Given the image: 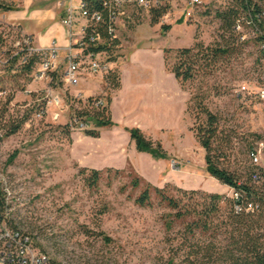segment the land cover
Listing matches in <instances>:
<instances>
[{"label": "rangeland", "instance_id": "rangeland-1", "mask_svg": "<svg viewBox=\"0 0 264 264\" xmlns=\"http://www.w3.org/2000/svg\"><path fill=\"white\" fill-rule=\"evenodd\" d=\"M260 4L264 8V0ZM233 5V0H206L195 18L172 25L166 34L159 21L153 23L152 16L136 13L120 21L116 34L119 45L103 57L115 69L119 61L143 44L162 51V58L157 53L151 60L160 66L165 49L198 43L205 47L229 45L231 53L222 56L211 73L187 83L183 90L189 99L198 88L206 92L205 102L221 119L223 131L216 145L220 152L216 163L247 182L252 169L247 149L257 135H264V105L237 97L240 85L254 84L259 42L247 14L241 15L240 29L231 32L223 28L218 14ZM21 40L22 34L0 18V185L5 196H14L13 224L30 233L41 250L68 264H167L172 257L179 260L183 254L184 221H175L171 217L174 212L157 197L151 208L135 203L144 187L133 189L137 173L132 167L119 174H107L104 169L94 188L79 175L85 167L78 164L71 151L73 134L78 132L67 124L80 108L78 100L86 89L85 82L73 87L65 85L66 66L53 81L37 78L39 63L31 72H24L21 61L13 62L21 52ZM90 90L102 92L105 88L103 85ZM56 97L65 109L63 113L54 102ZM57 113L61 115L55 119ZM25 118L26 123L16 134L3 137L11 125ZM194 122L192 111H187L177 135L162 134L161 145L171 157L162 185L157 187H167L172 196H180L178 188L219 194L218 187L222 185L206 172V151L190 130ZM221 195L231 198V190ZM194 202L203 199L197 196L191 203ZM171 220L170 229L167 222Z\"/></svg>", "mask_w": 264, "mask_h": 264}, {"label": "trees", "instance_id": "trees-1", "mask_svg": "<svg viewBox=\"0 0 264 264\" xmlns=\"http://www.w3.org/2000/svg\"><path fill=\"white\" fill-rule=\"evenodd\" d=\"M104 0H88V8L91 12L100 11ZM232 8L219 13L224 29L231 32L236 30L240 23L241 15L249 16L248 24L253 31L262 32L256 39L264 40V8L262 0H233ZM159 14L153 16V23H158ZM183 21H180V23ZM172 26H162L164 34L169 32ZM104 36L106 33H103ZM119 45L118 40H103L95 50L97 52H112ZM232 48L229 45L224 47L195 44L193 47L180 49H165L164 63L166 70L176 77L182 89L187 83L197 80L202 74L213 71V67L219 62L222 56L229 55ZM22 55L13 58V62L21 61ZM38 62L36 57L29 59L27 64H22L24 72H31ZM111 86L113 90L120 87V76L117 71L111 75ZM112 94L106 96L108 109L103 112L83 108V101L79 100L80 110L76 114L81 118L92 121L96 128L114 127L115 124L110 118V105ZM206 92L202 88L196 89L188 101L187 111H192L194 125L191 131L194 133L197 142L206 151V172L210 177L220 184L241 192L240 201L221 194L205 193L198 190L177 189L180 196H172L167 193V187L159 188L136 174L132 180L133 189L144 187L141 194L136 198L135 203L140 207L151 208L154 205V197L160 199V203L174 212L175 221H184V237L181 250L182 256L179 260L172 257L167 264H264V184H257L252 180L254 168L248 173L247 182L241 181L237 174L220 168L216 163L219 157V149L216 146L223 131L221 130V119L213 113L206 104ZM240 99L242 96L237 95ZM94 97L87 100L90 106ZM252 104V103H251ZM27 118L18 124L11 125V129L3 137L16 134L26 123ZM198 121L199 124H198ZM130 133L132 141L136 143L137 150L150 154L156 160H169L170 156L163 149L160 142L147 138L138 129H126ZM86 136L99 138L97 130H87ZM264 135H257L256 140L247 149L248 152L255 143L263 140ZM1 141V140H0ZM16 155V154H15ZM14 155V156H15ZM122 170L106 169L105 173L115 172L119 174ZM87 173H89L88 176ZM103 170L81 168L79 175H82L86 184L94 188L103 177ZM155 195V196H154ZM5 196L0 185V199ZM201 196L203 202L191 203L195 197ZM187 200V201H186ZM242 206V211H236V205ZM249 204L254 209L247 211ZM167 222V227L172 228V221ZM86 234L89 231H85ZM100 236H104L100 233ZM105 241H110L104 236Z\"/></svg>", "mask_w": 264, "mask_h": 264}, {"label": "crops", "instance_id": "crops-1", "mask_svg": "<svg viewBox=\"0 0 264 264\" xmlns=\"http://www.w3.org/2000/svg\"><path fill=\"white\" fill-rule=\"evenodd\" d=\"M78 4L77 0H0V18L22 35L32 36L37 48L47 49L55 43L64 55L69 40L62 20L71 6ZM157 53L162 58L161 50L141 44L117 63L120 87L112 95L109 108L115 126L95 127L100 132L99 138L80 132L73 134L71 151L80 166L95 170L132 167L149 183L162 185V175L168 172L167 160H156L139 152L126 131L138 128L147 138L162 143V134L177 135L186 117L189 96L174 74L166 70L164 57L160 66L152 63ZM102 84L97 78L85 80L83 98L100 94L101 91L91 92L90 87L101 89ZM171 173L175 171L172 169ZM218 188L219 194L230 190L226 185Z\"/></svg>", "mask_w": 264, "mask_h": 264}, {"label": "built area", "instance_id": "built-area-1", "mask_svg": "<svg viewBox=\"0 0 264 264\" xmlns=\"http://www.w3.org/2000/svg\"><path fill=\"white\" fill-rule=\"evenodd\" d=\"M77 1L79 4L71 6L66 17L62 20V24L68 30L69 40L64 55H62L61 48L55 43L47 49H40L34 45L32 36L22 35L19 44L21 52L15 56L22 55L21 64H27L29 59L36 57L37 63L40 65L37 78L40 79L53 81L55 74L63 66H66L63 81L68 87L79 86L88 77L100 79L105 90L94 96L90 106L86 103L89 98L85 99L80 94L81 101L84 100L83 108L88 107V110L100 112L108 109L106 96L109 93L113 95L111 75L117 69L113 68L112 62L103 57L110 52H97L95 48L102 44L103 40H116L120 21L131 18L136 13L152 16V18L158 13V21L162 25L172 26L180 21L192 20L206 4V0H104L100 11L91 12L88 8V0ZM236 29H240L239 24ZM103 33L106 35L104 36ZM261 34L262 32H258L257 29L254 31L255 37ZM237 93L250 103L264 105V40L259 41L256 79L253 86L244 83L240 85ZM78 97L77 95L76 98ZM54 102L58 108H62L60 112L63 113L65 109L63 110L60 99L56 97ZM76 112L77 110L68 121L67 125L70 130L80 133L95 130L92 121L86 117H79ZM40 114H44V111H41ZM60 115L55 114V119L60 118ZM248 159L254 168L252 180L257 184H264V139L255 143L248 152ZM230 190L231 198L239 202L240 196H243L242 193L236 189L230 188ZM13 203L14 196H1L0 264H68L41 250L30 233L13 224ZM253 209V204H249L246 208L247 211ZM236 211H242V206L236 205Z\"/></svg>", "mask_w": 264, "mask_h": 264}]
</instances>
